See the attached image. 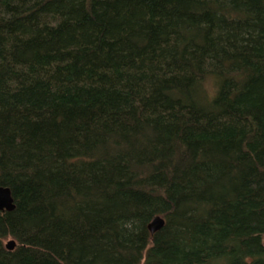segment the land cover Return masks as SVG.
<instances>
[{
	"label": "trees",
	"instance_id": "trees-1",
	"mask_svg": "<svg viewBox=\"0 0 264 264\" xmlns=\"http://www.w3.org/2000/svg\"><path fill=\"white\" fill-rule=\"evenodd\" d=\"M0 186V264H264V0H0Z\"/></svg>",
	"mask_w": 264,
	"mask_h": 264
},
{
	"label": "water",
	"instance_id": "water-1",
	"mask_svg": "<svg viewBox=\"0 0 264 264\" xmlns=\"http://www.w3.org/2000/svg\"><path fill=\"white\" fill-rule=\"evenodd\" d=\"M15 210L14 199L9 188L0 186V212H12ZM165 226V220L162 217H155L148 228L151 234H155ZM264 245V240H263ZM16 247L15 241H9L6 245L7 250L13 251Z\"/></svg>",
	"mask_w": 264,
	"mask_h": 264
},
{
	"label": "clouds",
	"instance_id": "clouds-1",
	"mask_svg": "<svg viewBox=\"0 0 264 264\" xmlns=\"http://www.w3.org/2000/svg\"><path fill=\"white\" fill-rule=\"evenodd\" d=\"M202 89L207 103L211 104L219 93V85L213 79H209L202 84Z\"/></svg>",
	"mask_w": 264,
	"mask_h": 264
}]
</instances>
